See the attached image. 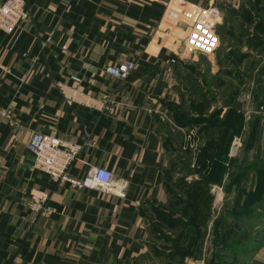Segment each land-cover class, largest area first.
Masks as SVG:
<instances>
[{
  "label": "crops",
  "instance_id": "1",
  "mask_svg": "<svg viewBox=\"0 0 264 264\" xmlns=\"http://www.w3.org/2000/svg\"><path fill=\"white\" fill-rule=\"evenodd\" d=\"M27 5L28 21L13 34L0 30V264H133L147 253L150 224L144 213L169 200L164 179L169 154L156 115L180 100L177 89L195 67L200 73L208 69L215 92L217 81L232 86L219 106L225 124L216 129L218 142L211 145L227 147L213 184L226 193L235 189L237 196L246 187L240 201L259 188L264 193L259 180L264 171V0H27ZM206 9L218 14L202 16ZM234 40L238 45H229L233 60L224 77L220 48ZM129 62L135 69L126 80L106 72L107 66L124 68ZM204 62L208 68L203 70ZM235 71L242 75L237 83ZM56 82L109 100L111 110L68 106ZM37 131L86 139L89 144L70 173L83 178L92 167H106L116 180H127L126 198L55 184L36 168L27 149ZM250 174L258 182L244 184ZM35 188L49 193L51 213L28 207ZM209 192L204 206L211 205ZM229 199L213 209L219 224L235 218L224 208L234 198ZM257 204L264 206V199ZM211 211L206 207L204 218ZM256 218L264 224V210ZM217 233L224 243L233 236L219 225ZM241 237L236 244L243 245L242 264H264V229Z\"/></svg>",
  "mask_w": 264,
  "mask_h": 264
},
{
  "label": "rangeland",
  "instance_id": "2",
  "mask_svg": "<svg viewBox=\"0 0 264 264\" xmlns=\"http://www.w3.org/2000/svg\"><path fill=\"white\" fill-rule=\"evenodd\" d=\"M231 44L232 47L237 46L238 41L234 40L228 45H225L224 41L220 48L224 54V77L230 72L226 68L230 63L228 60H233L232 51L228 50ZM206 62L202 64L203 70L208 68ZM237 65L233 63L230 67L237 70ZM241 66L247 69L246 64ZM195 68L186 71L184 81L177 89L180 100L165 104L156 115L158 130L169 154V163L164 171L169 200L164 205L152 204L146 209L144 215L150 224L148 249L147 253L133 264H207L210 260L223 264V257L227 258L230 264L231 261L242 264L241 258L244 256L240 248L243 245L236 242L242 240L241 235L245 233L254 235L264 229V224L256 218L257 213L264 210V206L257 204L262 203L264 199L260 188L246 194L245 201H240L241 196L247 192L246 187L243 191L240 190L237 196V190L226 193L222 191V186L213 184L221 169V161L226 157L227 147L213 149L211 145L216 146V129L225 124V117L219 106L230 97H227V93L231 92L232 86L217 81L215 85L219 87V91L215 92L210 89L212 77L207 72L208 69L200 73ZM238 74L235 71L233 78L236 83L242 76ZM240 142L241 140H238V143ZM204 145L207 151L203 149ZM208 150L212 151V155ZM214 158H217V161H213ZM261 166L264 168V165ZM259 180L264 189V175L261 178L259 173ZM247 181L244 184L252 185V182H258V176L250 174ZM209 191L213 199L208 200L211 205L204 206ZM230 197L234 198L231 205H225L224 208L235 218L231 222L219 224L218 220L214 221L218 213H214L213 209H219L224 201H230ZM209 206L212 211L204 218V210ZM217 225L220 230L221 227L224 230L227 228V233H233L227 243L221 241L223 239L217 233ZM228 246H233V251L231 248L229 250Z\"/></svg>",
  "mask_w": 264,
  "mask_h": 264
},
{
  "label": "built area",
  "instance_id": "3",
  "mask_svg": "<svg viewBox=\"0 0 264 264\" xmlns=\"http://www.w3.org/2000/svg\"><path fill=\"white\" fill-rule=\"evenodd\" d=\"M207 14H218V11L215 9L211 12L207 9L201 11L202 16H207ZM29 18L30 10L27 0H5L0 4V30L6 34H13ZM0 68L4 69L2 64ZM134 69L135 64L129 62L124 68L107 66L106 72L116 78L126 80ZM72 79L75 82L81 81L78 77ZM56 86L68 106L77 103L99 111L111 110L107 99L95 98L80 90L79 87L64 82H56ZM1 114L11 123L16 121V117L8 110H2ZM88 144L84 138L74 141L63 139L56 132L37 131L30 137L27 149L34 155L36 168L47 174L57 185L70 186L74 189L97 190L101 193H110L118 198H126L129 185L127 180H116L113 172L106 167H92L83 178L75 177L70 173L71 166L78 160ZM26 200L32 211L47 215L54 210L49 205L50 195L45 190L37 188L30 190Z\"/></svg>",
  "mask_w": 264,
  "mask_h": 264
},
{
  "label": "trees",
  "instance_id": "4",
  "mask_svg": "<svg viewBox=\"0 0 264 264\" xmlns=\"http://www.w3.org/2000/svg\"><path fill=\"white\" fill-rule=\"evenodd\" d=\"M216 159H217V158H214L213 161L216 160ZM216 161H217V160H216ZM216 161L214 162V164H216ZM261 172H263V171H261ZM217 175H218V174H217ZM217 175H216V177H215L214 179H217V177H218ZM263 175H264V172L261 173V177H262Z\"/></svg>",
  "mask_w": 264,
  "mask_h": 264
},
{
  "label": "water",
  "instance_id": "5",
  "mask_svg": "<svg viewBox=\"0 0 264 264\" xmlns=\"http://www.w3.org/2000/svg\"><path fill=\"white\" fill-rule=\"evenodd\" d=\"M227 185H228V182H227V181H225V182H224V185H223V190H226V188H227Z\"/></svg>",
  "mask_w": 264,
  "mask_h": 264
}]
</instances>
